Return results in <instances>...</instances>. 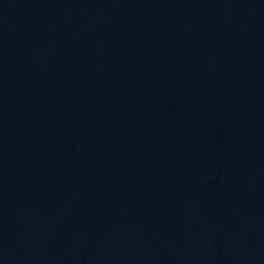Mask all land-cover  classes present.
Segmentation results:
<instances>
[{
    "label": "water",
    "instance_id": "95a60500",
    "mask_svg": "<svg viewBox=\"0 0 264 264\" xmlns=\"http://www.w3.org/2000/svg\"><path fill=\"white\" fill-rule=\"evenodd\" d=\"M0 264H264V0H37Z\"/></svg>",
    "mask_w": 264,
    "mask_h": 264
}]
</instances>
